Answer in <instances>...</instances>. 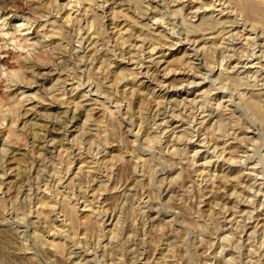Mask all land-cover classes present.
<instances>
[{
  "label": "rangeland",
  "instance_id": "374dc122",
  "mask_svg": "<svg viewBox=\"0 0 264 264\" xmlns=\"http://www.w3.org/2000/svg\"><path fill=\"white\" fill-rule=\"evenodd\" d=\"M0 264H264V0H0Z\"/></svg>",
  "mask_w": 264,
  "mask_h": 264
},
{
  "label": "bare ground",
  "instance_id": "6f19581e",
  "mask_svg": "<svg viewBox=\"0 0 264 264\" xmlns=\"http://www.w3.org/2000/svg\"><path fill=\"white\" fill-rule=\"evenodd\" d=\"M125 50V49H124ZM142 56V55H141ZM150 71V70H149ZM251 128V127H250ZM255 173V172H254ZM256 174V173H255ZM225 186V185H224ZM257 192V191H256ZM253 193V192H252ZM248 196V195H247ZM262 198V197H261Z\"/></svg>",
  "mask_w": 264,
  "mask_h": 264
}]
</instances>
